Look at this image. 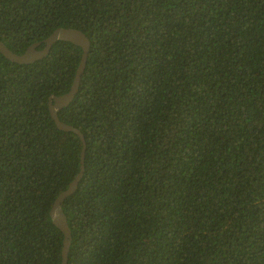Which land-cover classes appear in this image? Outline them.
I'll use <instances>...</instances> for the list:
<instances>
[{
	"label": "trees",
	"instance_id": "1",
	"mask_svg": "<svg viewBox=\"0 0 264 264\" xmlns=\"http://www.w3.org/2000/svg\"><path fill=\"white\" fill-rule=\"evenodd\" d=\"M59 27L90 41L58 113L86 144L67 264H264V0H0L14 53ZM81 56L0 53V264H61L82 142L48 99Z\"/></svg>",
	"mask_w": 264,
	"mask_h": 264
},
{
	"label": "water",
	"instance_id": "2",
	"mask_svg": "<svg viewBox=\"0 0 264 264\" xmlns=\"http://www.w3.org/2000/svg\"><path fill=\"white\" fill-rule=\"evenodd\" d=\"M57 41H68L75 45H78L82 48V56L80 64L76 71L72 86L70 90L60 96L51 95L48 99V108L52 119L54 120L56 126L66 132H73L80 138L82 142V151L80 157V170L76 174L75 178L72 180L67 189L62 191L53 202V205L50 209V216L52 222L62 231L63 233V245L61 253V264H67L68 250L71 241V232L67 223L66 216L63 212L62 205L67 197H69L77 188L78 183L84 172V153H85V139L82 132L72 125H68L62 122L59 117V111L67 106L72 99L74 98L78 85L80 83V77L84 69L85 61L88 55L90 48V41L88 37L79 29L76 28H56L49 36L44 40L35 42L31 44L27 49L22 53H14L11 51L4 42L0 39V53L12 62L19 64H29L33 63L43 57H45L54 43ZM43 44L42 49H38Z\"/></svg>",
	"mask_w": 264,
	"mask_h": 264
}]
</instances>
